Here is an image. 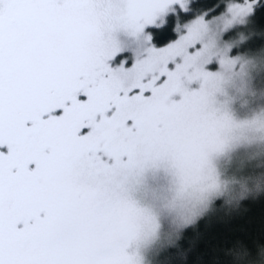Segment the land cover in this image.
Here are the masks:
<instances>
[{"label": "snow or ice", "instance_id": "1", "mask_svg": "<svg viewBox=\"0 0 264 264\" xmlns=\"http://www.w3.org/2000/svg\"><path fill=\"white\" fill-rule=\"evenodd\" d=\"M256 3H230L211 23L219 32L243 23ZM189 7V0H0V264H140L131 242L138 218L152 213L129 195L127 180L165 158L170 141L180 194L215 186L198 175L204 153L183 139L178 109L164 102L176 50L210 22L196 19L130 66L114 36L124 29L139 39L149 24L163 30ZM203 48L195 40L184 56ZM235 60L213 58L204 71ZM162 62L153 81L124 88L128 70ZM120 128L130 143L115 142Z\"/></svg>", "mask_w": 264, "mask_h": 264}, {"label": "rangeland", "instance_id": "2", "mask_svg": "<svg viewBox=\"0 0 264 264\" xmlns=\"http://www.w3.org/2000/svg\"><path fill=\"white\" fill-rule=\"evenodd\" d=\"M233 2L243 0L229 1L214 16L199 14L189 20L185 16L176 19V23L187 22L182 24L175 41L184 33L185 26L196 19L203 17L210 22L206 31L193 33L176 50L179 67L169 76L172 85L164 102L166 107L178 109L183 139L199 145L204 153L198 175L214 178L215 186L201 193L194 191L199 185H189L180 194L181 173L172 162L177 142L172 141L163 146L165 158L153 159L127 180L129 195L152 213L151 220L138 218L139 235L131 242L130 251L137 253L140 264H150L163 245L172 241L175 232L209 212L216 200L226 208L236 207L238 201L255 199L264 191V130L249 131L264 113V60L232 55L239 43V34H233V30L245 25L252 13L243 23H234L221 32L211 23ZM152 26L146 25L139 39L124 29L114 33L123 46L122 55L128 58V66L135 59L144 60L146 49L155 47L143 39L149 35L147 27ZM195 40L204 48L196 56L185 57L184 52ZM225 55L235 58V63H226L215 74L204 71L208 61ZM164 64H157L144 73L128 70L123 76L124 88L135 86L141 77L153 81L164 70ZM113 136L116 143L131 142V135L124 128L115 130Z\"/></svg>", "mask_w": 264, "mask_h": 264}, {"label": "trees", "instance_id": "3", "mask_svg": "<svg viewBox=\"0 0 264 264\" xmlns=\"http://www.w3.org/2000/svg\"><path fill=\"white\" fill-rule=\"evenodd\" d=\"M231 0H189L187 20L199 14L221 13ZM181 17V16H180ZM173 18L163 30L147 27L155 47L175 41L184 22ZM179 28V30H177ZM238 44L232 55L264 60V1L260 0L245 25L233 30ZM224 207L216 200L209 212L183 227L163 245L150 264H264V191L255 199Z\"/></svg>", "mask_w": 264, "mask_h": 264}, {"label": "clouds", "instance_id": "4", "mask_svg": "<svg viewBox=\"0 0 264 264\" xmlns=\"http://www.w3.org/2000/svg\"><path fill=\"white\" fill-rule=\"evenodd\" d=\"M262 124H264V113H262L259 116L258 123L256 124V126L253 129H250L249 131L255 133V131H257V130H264V127H262ZM180 223H183V221H181Z\"/></svg>", "mask_w": 264, "mask_h": 264}]
</instances>
